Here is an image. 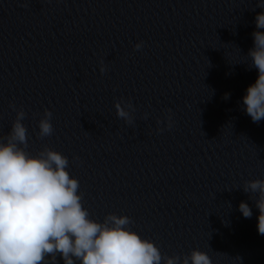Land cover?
<instances>
[{"label":"clouds","instance_id":"obj_1","mask_svg":"<svg viewBox=\"0 0 264 264\" xmlns=\"http://www.w3.org/2000/svg\"><path fill=\"white\" fill-rule=\"evenodd\" d=\"M257 7L264 9V0H258ZM255 25L254 46L247 55L258 77L242 99L246 114L259 123L264 119V31H259L264 29V11L256 15ZM142 46L143 41L135 49ZM100 71L105 72V67ZM229 97L226 93L224 98ZM115 108L119 118L132 123L120 103ZM25 117L22 109L17 111L6 142H0V264H49V260L57 264V256L64 264H161L162 260L164 264H212L209 255L198 249L182 260L162 256L154 242L128 227L132 223L128 216L110 213L103 222L90 219L78 194L79 181L67 171L68 158L48 147L36 155L25 150ZM51 119L52 112L45 109L38 124L41 138L53 134ZM243 190L257 194V230L264 235V179L245 182ZM239 211L244 218L253 214L243 201Z\"/></svg>","mask_w":264,"mask_h":264}]
</instances>
